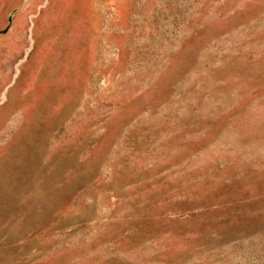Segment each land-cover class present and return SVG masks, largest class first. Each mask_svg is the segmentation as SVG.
<instances>
[{
	"label": "rangeland",
	"instance_id": "1",
	"mask_svg": "<svg viewBox=\"0 0 264 264\" xmlns=\"http://www.w3.org/2000/svg\"><path fill=\"white\" fill-rule=\"evenodd\" d=\"M0 264H264V0H0Z\"/></svg>",
	"mask_w": 264,
	"mask_h": 264
}]
</instances>
